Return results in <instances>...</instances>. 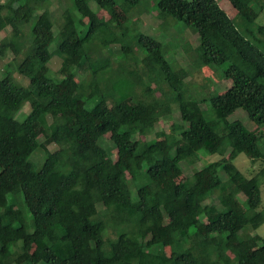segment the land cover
I'll list each match as a JSON object with an SVG mask.
<instances>
[{
    "label": "trees",
    "instance_id": "16d2710c",
    "mask_svg": "<svg viewBox=\"0 0 264 264\" xmlns=\"http://www.w3.org/2000/svg\"><path fill=\"white\" fill-rule=\"evenodd\" d=\"M227 1L234 17L220 0H124L157 12L161 32L182 22L198 35L197 49L121 21L117 0H71L58 32L46 22L50 0L0 9V33L11 28L0 57L13 55L0 70V264H264V239L251 233L264 224V132L229 120L241 108L264 128V0H253L259 9ZM179 45L191 70L168 58ZM203 66L224 67L232 84L194 93L186 79ZM159 73L173 97L153 85ZM176 110L184 123L156 131ZM229 147L259 162L257 174L220 158L178 180L181 162ZM214 194L221 208L203 203Z\"/></svg>",
    "mask_w": 264,
    "mask_h": 264
},
{
    "label": "rangeland",
    "instance_id": "374dc122",
    "mask_svg": "<svg viewBox=\"0 0 264 264\" xmlns=\"http://www.w3.org/2000/svg\"><path fill=\"white\" fill-rule=\"evenodd\" d=\"M15 0H0V9L2 10L3 7L9 5L11 2H13ZM118 4L115 8V14L118 17V19H120L121 21H125L128 18H131L132 20H134L135 22H137V26L138 28H140L142 31L146 32V33H151L157 37H159L160 39L164 40L165 42H169L171 41L172 37H175L174 40L178 41L181 45V43L183 42H189V44L197 49L199 46V38L198 35L192 31L189 27H187L186 25H184L182 22H174V20H170V22L172 23L171 27L169 28V30L167 32L163 31L161 32V23H162V19H160L157 16V12L151 11L149 8H146V6H149L150 4H152V0H149V4H147L146 2V6L145 5H141L137 8H131V6L129 4H127L126 2H124V0H117ZM250 4H254L253 0H249ZM66 3V5H62ZM221 5L224 7V9H226L227 11H229L230 15L232 17H234L237 13L236 9L233 6H230L229 1L227 0H220ZM72 2L71 0H50V6H49V12L46 13V22L49 26H52L53 29H55L56 32H58V27H59V23H61L62 21V13H63V8L65 6L71 5ZM91 4L93 5V7L95 9H99L97 8L98 6L94 3L91 2ZM256 6L257 9H259L258 5L254 4ZM73 7V5L71 6V8ZM99 15L100 17L104 18V19H108L110 17V9L109 8H104V9H99ZM51 12V13H50ZM257 24H264V9L261 12L259 18L257 19ZM11 33V28L7 27L5 30H3L0 33V45H1V40L6 37L9 36ZM26 34H22L18 40L17 43L19 44V46L21 47V45L26 41ZM178 46V48L174 51L171 50V52L168 54V58L171 61H177V65L186 67L188 69H192L193 68V63H192V58L189 57V55L186 54L185 50L183 47ZM56 46V42L53 43V45L51 46V49H54V47ZM120 47V45H114L113 48L114 49H118ZM261 49L264 50V45L259 46ZM194 51V49H192L191 53ZM197 51V50H196ZM194 53V52H193ZM13 58V55L10 54V56L6 57V58H1L0 57V70H2L4 68V65L6 64V62H8L10 59ZM150 62V60H149ZM62 63V59L55 55L53 57V59L50 62V67L53 71H57ZM148 63V61L146 62ZM149 65V63H148ZM151 66V65H150ZM224 66H227L226 64ZM224 67L219 68V71L221 72L223 70ZM153 70V69H152ZM194 74L190 75L186 81L189 87H191L192 91H194V93H203L206 92L207 94H211V93H219V92H223L226 88H228L231 84L232 81L231 80H226V79H222L220 76V73L218 70L216 69H212L209 67H202L200 70H193ZM154 72V71H153ZM16 79L18 80V82L27 85L28 84V78L24 77L23 75L19 74V73H15ZM83 79V75L81 73H77V80L81 81ZM152 81L154 82L153 85L156 86L157 83L162 84L163 85V89H165V92L167 93V95L169 97H173L175 95L174 91H172L171 89H169V87L166 85L163 76L159 73L158 75L155 74L154 78H152ZM203 108H207L206 104H203ZM30 110V103H27L22 111L20 112V114H24L26 112H28ZM57 117L56 116H51L49 115V121L52 122L54 120H56ZM239 119L241 120L248 128L256 130V131H262L264 132V128L262 127H258L248 116L247 112L243 109H237L235 111L234 114H232L229 117V120L233 121ZM182 118H181V114L179 111H175L173 113V115L171 116V118L169 119H161L157 124H156V131H161L163 129H166L167 131H171V124L173 122L176 123H184L182 122ZM263 134V133H262ZM154 137V134L149 135L148 138H152ZM159 138H162L161 136H159ZM44 140V138L42 139ZM104 145L109 147L111 149V155L113 158H117V150L113 148L112 143L110 142V140L106 139L104 142ZM49 149H51L52 151H59V146L55 143H51L49 145ZM41 154L39 152L36 153L35 155V160L40 159ZM220 158H223L225 161H232L245 175L248 176H253L255 174H257V172L260 170V164L259 162L256 163L255 165L252 164L251 159L245 154V153H240V152H235L234 149L232 147H229L226 149V151L224 152L223 155H218V154H214V155H210L207 156L205 158H202L200 160H196L194 162H188V161H183L181 162V167L183 169V174L182 176H180L178 178L179 181L185 180L187 177L191 176L194 171L197 168L202 167L204 164L211 162V161H216ZM34 161V160H33ZM35 162V161H34ZM37 165H39L38 162H35ZM262 196H263V201H262V207H264V181L262 184ZM204 204H215L216 206H218L219 208L222 207L220 201H219V197L217 196V194L208 196L204 201ZM99 208V214L102 215L104 213V206L102 204L98 205ZM205 219V217L203 218ZM252 234H260L263 239H264V224L258 229V230H251Z\"/></svg>",
    "mask_w": 264,
    "mask_h": 264
}]
</instances>
